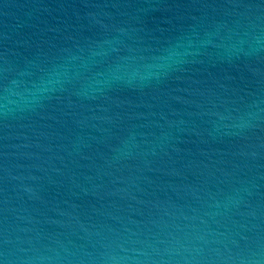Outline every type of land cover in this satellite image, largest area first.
<instances>
[{"label":"water","instance_id":"obj_1","mask_svg":"<svg viewBox=\"0 0 264 264\" xmlns=\"http://www.w3.org/2000/svg\"><path fill=\"white\" fill-rule=\"evenodd\" d=\"M0 264H264V0H0Z\"/></svg>","mask_w":264,"mask_h":264}]
</instances>
